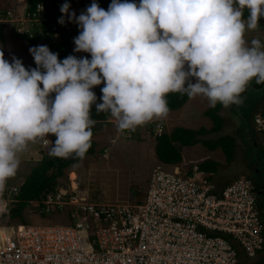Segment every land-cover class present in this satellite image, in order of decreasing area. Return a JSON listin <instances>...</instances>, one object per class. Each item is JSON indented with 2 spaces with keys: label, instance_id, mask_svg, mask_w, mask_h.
I'll list each match as a JSON object with an SVG mask.
<instances>
[{
  "label": "clouds",
  "instance_id": "clouds-1",
  "mask_svg": "<svg viewBox=\"0 0 264 264\" xmlns=\"http://www.w3.org/2000/svg\"><path fill=\"white\" fill-rule=\"evenodd\" d=\"M80 1L63 3L60 12L80 28L74 51L90 59L59 60L39 45L29 48L36 67L25 68L0 50V214L9 210L3 199L7 181L30 143L47 141L51 156L85 157L96 124L92 105L109 113L119 132H134L167 118L169 93L203 96L210 107L227 108L244 103L253 78L264 83V41L245 38L259 29L264 0H111L107 10L93 0L76 16L69 9ZM8 8L20 17L17 8ZM33 11L22 14L29 13L32 35ZM58 23H65L63 15ZM102 83L97 103L92 89Z\"/></svg>",
  "mask_w": 264,
  "mask_h": 264
},
{
  "label": "built area",
  "instance_id": "built-area-1",
  "mask_svg": "<svg viewBox=\"0 0 264 264\" xmlns=\"http://www.w3.org/2000/svg\"><path fill=\"white\" fill-rule=\"evenodd\" d=\"M66 1L59 0L60 5ZM44 9L45 3L37 2L31 16H41ZM62 15L63 29L75 28L67 14L59 13L57 18ZM28 16L27 12L24 19ZM8 21L15 34L32 36L9 8L1 9L0 23ZM253 123L264 148V108L254 114ZM158 127L160 132L155 123ZM215 176L200 170L197 162L189 166L161 162L134 203L94 202L58 184L29 203L34 214L61 213L65 222L0 223V264L254 262L253 257L264 252V219L258 200L263 184L257 186L245 174L227 180ZM19 188L7 184L3 199L8 209L16 202Z\"/></svg>",
  "mask_w": 264,
  "mask_h": 264
},
{
  "label": "rangeland",
  "instance_id": "rangeland-1",
  "mask_svg": "<svg viewBox=\"0 0 264 264\" xmlns=\"http://www.w3.org/2000/svg\"><path fill=\"white\" fill-rule=\"evenodd\" d=\"M88 1L89 3L93 2V0ZM95 2L101 8L107 10L111 0H95ZM130 2L139 5L140 0H130ZM88 6L75 7L74 10L70 6V10L75 12L76 16H79ZM77 9L78 11H76ZM19 18L25 26L31 27L27 18H22V14H20ZM66 18H68L67 15ZM74 26L75 28L72 30L78 36L80 28L76 23ZM48 37L40 36L37 42L31 45L14 34L13 25L7 26L5 24L0 35V50L4 52L5 59L9 60V62L15 56L25 66L35 63L29 53V48L39 45L48 46V41H46ZM54 37H57V35L55 34ZM245 38L249 43L253 38L264 41V26L256 31H248ZM73 41L74 39H72L71 44L73 55L78 58L87 57L90 59L89 53L74 51L75 44ZM193 82H195L194 78ZM259 95H261L260 99H257ZM242 96L244 99L242 105H231L227 108L222 106L218 114L224 119V125L219 132L206 135V137L210 138L226 134L232 135L235 138V148L231 155L226 157L220 148L212 151L204 147L202 143H197L183 148L182 160L177 163L178 165L184 162L189 166L192 163L212 158L215 161L217 160V170L214 179L226 178L227 180L233 176L245 174L249 175L256 184L260 185L263 183L264 187V148L253 123L254 114L264 108V89L262 87L255 88L252 80ZM209 106L208 100L203 96H197L194 99L188 98L179 110H170L171 112H169L166 119L151 121V123H159L161 127L160 132L158 130L159 127H154L153 134L145 125L137 127L134 132L125 131L121 133L117 130L115 120L109 117L107 125L101 126L92 137L96 142L95 152L85 155L83 159H79L64 168L63 176L57 178L58 184L64 186V188H77V192L81 190L82 193L79 192L80 194L94 202L134 203L143 196L152 169L156 165L161 164L154 151L156 133H169L177 126L192 129H198L203 126L209 129L213 125L212 119L205 114ZM33 145L36 147L35 144H29V146ZM42 152L45 151L42 150ZM46 152H48V146H46ZM26 153L27 151L22 155L21 164L15 177L7 181L9 185L16 184L21 186L32 167L42 157V154H40L25 158ZM260 190L258 200L264 219V188ZM7 213L0 215V223L15 224L20 221L24 224H62L65 222L64 215L61 213L46 216L34 214L30 203L22 211L23 220H20V218L11 219L7 216ZM263 258L264 252L254 256V262L251 261L249 264H259Z\"/></svg>",
  "mask_w": 264,
  "mask_h": 264
},
{
  "label": "trees",
  "instance_id": "trees-1",
  "mask_svg": "<svg viewBox=\"0 0 264 264\" xmlns=\"http://www.w3.org/2000/svg\"><path fill=\"white\" fill-rule=\"evenodd\" d=\"M45 0H28V11H33L35 9L36 3ZM59 1V0H57ZM55 8V6H53ZM75 8V7H74ZM3 8H0V10ZM5 10V8H4ZM54 9L48 8V11L41 16L36 17L34 23V33L32 36L27 34L18 35L21 39L25 40L28 44H35L38 38L49 37L48 41L49 49L52 52L58 53V59L63 60L68 55H73L71 50L72 39L77 36V33L74 34V31H67L63 29V25L58 23V18L54 13ZM245 17H247L248 12L245 10ZM260 27L264 26V18L259 20ZM56 26V28H53ZM259 27V28H260ZM3 30V24L0 23V35ZM57 37H54V35ZM74 34V35H73ZM36 67L35 63H30L25 65V68ZM254 87H262L264 89V83L257 84L255 78H253ZM104 86L101 85L95 86L92 90L96 93L97 103L102 102L100 97L102 95L101 88ZM54 95V94H52ZM260 96H257V99H260ZM168 101V106L170 110H176L182 107L188 100L187 95H181L180 93H169L166 97ZM222 108V105L219 103L215 107H208L205 111V114L208 115L213 122V125L207 129L205 127H199L198 129H192L184 126H177L172 129L169 133L162 132L160 135H155V145L154 151L157 158L166 164H176L182 160V151L185 146H192L197 143H202L208 150H215L220 148L222 152L228 157L231 155L235 148V138L232 135H220L215 138L206 137L209 133L219 132L222 126L224 125V119L218 114V111ZM91 115L92 118L96 120V124L93 128V135L97 130L104 125H107V119L110 117L109 113H97L95 105L91 106ZM145 126L153 134L155 123H146ZM55 135L50 134V140L55 141ZM96 145L95 140L92 138L91 147L88 150L87 154H93L94 147ZM51 147V145H50ZM49 147V149H50ZM102 152V150H100ZM80 158L70 156L67 158L55 157L49 155V150L47 153H43L40 161L34 165L23 180L17 195L15 196L16 202L8 210L7 216L11 219L20 218L23 220V209L28 205L29 201L38 199L47 191H53L58 185L57 178L63 176L64 168L72 165L77 162ZM217 161V160H216ZM214 159H204L201 162H198V167L200 170L206 172H216L217 162ZM257 186H259L257 184ZM42 216H46L42 214ZM264 264V258L260 262ZM259 263V264H260ZM253 264V263H252Z\"/></svg>",
  "mask_w": 264,
  "mask_h": 264
},
{
  "label": "crops",
  "instance_id": "crops-1",
  "mask_svg": "<svg viewBox=\"0 0 264 264\" xmlns=\"http://www.w3.org/2000/svg\"><path fill=\"white\" fill-rule=\"evenodd\" d=\"M27 2H28V0H0V8H8V7H17V11H18V13L19 14H23L24 13V11L26 10V8H28V5H29V3H28V5H27ZM67 3H70V0L69 1H66ZM45 9H44V13H46L47 11H48V8H50V9H54V12H55V14H56V16L57 15H59V13H61L60 12V7H61V5H60V2L59 1H57V0H45ZM65 3V2H64ZM27 5V7H25ZM85 5H91V3H89V1L88 0H81L80 2H78V3H75V6H73V7H84ZM53 6H55V8L53 7ZM84 9V8H83ZM76 11H78V9L76 10ZM54 12H52V13H54ZM80 12V11H79ZM83 12V11H82ZM78 16V15H77ZM4 25V27H5V24H3ZM7 26H8V24H7ZM14 34H15V32H14ZM26 42V41H25ZM177 110V109H176ZM179 110V109H178ZM171 111H175V110H171ZM170 111V112H171ZM157 122H159V121H157ZM49 136H50V134H49ZM38 142H35V143H32V144H35L36 145V147L33 145V146H29V148H28V151H27V153H26V156H25V158H27V157H29V156H36V155H40V154H42L43 155V153H47L46 152V146H43L42 144H41V142H40V140L38 139L37 140ZM50 147V146H49ZM49 147H48V150H49ZM205 147V146H204ZM42 150L43 151H45V152H42ZM31 154V155H30ZM23 160H24V158H23ZM8 185H9V182L7 183ZM16 185V184H15ZM77 189V188H76ZM79 192L80 193H82V191L81 190H79ZM78 192V193H79Z\"/></svg>",
  "mask_w": 264,
  "mask_h": 264
},
{
  "label": "flooded vegetation",
  "instance_id": "flooded-vegetation-1",
  "mask_svg": "<svg viewBox=\"0 0 264 264\" xmlns=\"http://www.w3.org/2000/svg\"><path fill=\"white\" fill-rule=\"evenodd\" d=\"M262 184H263V183H262ZM261 188H262V189L264 188V187H263V185H262V187H261Z\"/></svg>",
  "mask_w": 264,
  "mask_h": 264
},
{
  "label": "water",
  "instance_id": "water-1",
  "mask_svg": "<svg viewBox=\"0 0 264 264\" xmlns=\"http://www.w3.org/2000/svg\"><path fill=\"white\" fill-rule=\"evenodd\" d=\"M260 192H261V190L258 191V193H260Z\"/></svg>",
  "mask_w": 264,
  "mask_h": 264
},
{
  "label": "bare ground",
  "instance_id": "bare-ground-1",
  "mask_svg": "<svg viewBox=\"0 0 264 264\" xmlns=\"http://www.w3.org/2000/svg\"><path fill=\"white\" fill-rule=\"evenodd\" d=\"M73 188H75V187H73Z\"/></svg>",
  "mask_w": 264,
  "mask_h": 264
}]
</instances>
